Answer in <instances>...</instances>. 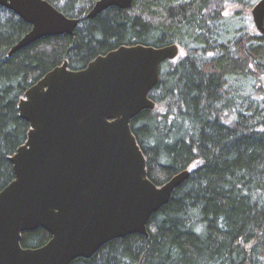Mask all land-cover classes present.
I'll list each match as a JSON object with an SVG mask.
<instances>
[{"label": "trees", "instance_id": "obj_1", "mask_svg": "<svg viewBox=\"0 0 264 264\" xmlns=\"http://www.w3.org/2000/svg\"><path fill=\"white\" fill-rule=\"evenodd\" d=\"M77 19L72 35L41 38L7 57L31 26L0 6V191L14 180L8 158L30 129L18 117L25 92L67 63L84 69L121 46L171 44L160 65L153 110L130 122L157 187L188 170L146 235L112 240L70 264H264V37L252 26L259 0H133L86 15L97 0H45ZM231 9L230 14L227 8ZM50 235L21 234L37 249Z\"/></svg>", "mask_w": 264, "mask_h": 264}, {"label": "water", "instance_id": "obj_2", "mask_svg": "<svg viewBox=\"0 0 264 264\" xmlns=\"http://www.w3.org/2000/svg\"><path fill=\"white\" fill-rule=\"evenodd\" d=\"M132 2L97 0L86 18L109 7L128 9ZM0 6L31 26L7 57L41 38L72 35L78 24L45 0H0ZM250 16L264 37V0ZM178 54L176 44L121 46L82 70H69L64 62L25 92L17 110L30 129L8 158L14 180L0 191V264H70L112 240L146 235L151 215L189 171L155 186L130 122L154 109L149 93L160 65ZM37 229L49 241L22 248L21 234Z\"/></svg>", "mask_w": 264, "mask_h": 264}, {"label": "rangeland", "instance_id": "obj_3", "mask_svg": "<svg viewBox=\"0 0 264 264\" xmlns=\"http://www.w3.org/2000/svg\"><path fill=\"white\" fill-rule=\"evenodd\" d=\"M226 10H227L226 14H230L231 13V9H229V7ZM180 54H181V51H180Z\"/></svg>", "mask_w": 264, "mask_h": 264}, {"label": "bare ground", "instance_id": "obj_4", "mask_svg": "<svg viewBox=\"0 0 264 264\" xmlns=\"http://www.w3.org/2000/svg\"><path fill=\"white\" fill-rule=\"evenodd\" d=\"M138 115V114H137Z\"/></svg>", "mask_w": 264, "mask_h": 264}, {"label": "flooded vegetation", "instance_id": "obj_5", "mask_svg": "<svg viewBox=\"0 0 264 264\" xmlns=\"http://www.w3.org/2000/svg\"><path fill=\"white\" fill-rule=\"evenodd\" d=\"M179 47V46H178Z\"/></svg>", "mask_w": 264, "mask_h": 264}]
</instances>
